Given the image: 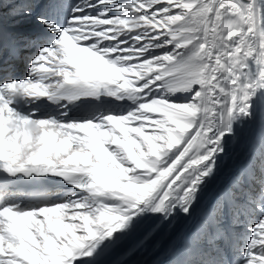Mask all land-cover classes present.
Masks as SVG:
<instances>
[{
    "label": "snow or ice",
    "instance_id": "1",
    "mask_svg": "<svg viewBox=\"0 0 264 264\" xmlns=\"http://www.w3.org/2000/svg\"><path fill=\"white\" fill-rule=\"evenodd\" d=\"M258 118L264 0H0V264H104L155 219L125 264ZM165 264H264V140Z\"/></svg>",
    "mask_w": 264,
    "mask_h": 264
},
{
    "label": "bare ground",
    "instance_id": "2",
    "mask_svg": "<svg viewBox=\"0 0 264 264\" xmlns=\"http://www.w3.org/2000/svg\"><path fill=\"white\" fill-rule=\"evenodd\" d=\"M264 130L259 118L253 123L246 125L239 131L238 141L229 147L226 154L221 158L215 178L205 189L200 202L191 217H181L175 222V227L169 229L167 225L160 229L156 237L140 248L135 254L125 260V264H159L164 263L169 258V251L173 247L179 248L183 238L191 233L200 220L203 208L206 210L215 200L221 186H227L232 177L244 165L238 164L234 160L244 161L249 158L252 152L257 153ZM144 233L151 228L141 226ZM134 239L128 240L124 245L105 257L104 264H115L122 257L121 252L132 247ZM120 256V257H119Z\"/></svg>",
    "mask_w": 264,
    "mask_h": 264
},
{
    "label": "rangeland",
    "instance_id": "3",
    "mask_svg": "<svg viewBox=\"0 0 264 264\" xmlns=\"http://www.w3.org/2000/svg\"><path fill=\"white\" fill-rule=\"evenodd\" d=\"M259 149V148H258ZM238 160V159H237Z\"/></svg>",
    "mask_w": 264,
    "mask_h": 264
}]
</instances>
